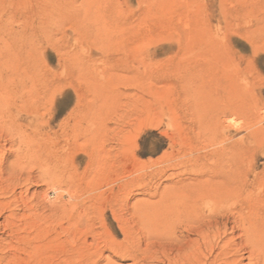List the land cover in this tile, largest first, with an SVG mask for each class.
Listing matches in <instances>:
<instances>
[{"label": "rangeland", "instance_id": "obj_1", "mask_svg": "<svg viewBox=\"0 0 264 264\" xmlns=\"http://www.w3.org/2000/svg\"><path fill=\"white\" fill-rule=\"evenodd\" d=\"M0 26L40 48L48 103L9 108L58 158L50 184L0 137V264H171L187 210L219 221L197 258L256 264L264 0H0Z\"/></svg>", "mask_w": 264, "mask_h": 264}, {"label": "bare ground", "instance_id": "obj_2", "mask_svg": "<svg viewBox=\"0 0 264 264\" xmlns=\"http://www.w3.org/2000/svg\"><path fill=\"white\" fill-rule=\"evenodd\" d=\"M33 36H34L33 39L37 37L36 39L38 41L40 40L38 37L39 35L36 36L33 35ZM22 39L23 38H21L19 34L8 35L5 37L3 36L0 39V73H1L0 75V137L5 136L8 139L10 138L9 143H11V148L14 150L16 147H18L17 148L18 150L19 146L21 145L26 147L17 156L16 158L17 161H23L27 163V165L34 167L39 174H46L50 176L49 178L51 184L54 183L56 179V175H57L56 162L58 161V158L56 157L55 154L57 150V143L52 141L51 138L52 132L51 131L46 132L45 129L31 130L25 125V122H23L25 121V119H23V117L20 115L15 117L12 114L11 109L9 108V102L12 99L11 95L16 97V99L21 103V107L23 109H26V111L28 109L31 110L34 108L39 111V108L41 109L42 106H43L42 108H44V103L46 104L48 103V98L43 97L42 92L41 93L39 92L42 91V88H44V86L47 88L46 82L48 80L45 81L44 77L43 78L41 77L42 68L40 65L37 64L38 50L40 49L39 46H37V42L36 41L30 42L32 43L29 46L30 57L28 56V58L24 59L23 63L21 62L22 64L21 63L18 64L16 62V59L18 58L19 54L15 49L19 48L20 46L26 45L23 44ZM3 69H5L7 72L6 73L7 75L5 76L2 75ZM30 124L31 126L33 125L32 123ZM68 133L69 131L66 132V135H68ZM181 212H178V214L179 215L184 214L183 216L185 218V222H187L186 224L196 226V229L195 228L193 229L196 238L194 237V239L192 238L189 239L190 234L193 232L187 233L188 235L183 234L182 235L183 238L180 240V242H183V240H185L186 238H188V242H186L185 240L186 242L185 244L181 246L179 245V247L176 249V252L173 253L174 256L171 257V259L169 260L171 261L170 263L171 264H214V261H216L214 259L207 258L208 260L203 261L202 258H197L195 255L196 254L195 251L200 252V250H202L201 249L202 243L200 240L201 239L203 240L204 237L209 238L210 236L209 232H211V235L213 237L215 234H217L215 233V230H212L211 228H214L213 226L215 224H218L219 221L216 219H211L210 221L207 222V228H205V226L203 225L204 223L201 224L202 221L199 219L200 216L196 214V212H194L193 210H187L184 213ZM255 225L256 224H254V226ZM253 232L254 231H252V233ZM258 232L256 233L259 234ZM249 234L246 236L245 239L246 244H249L248 241L249 239H251V236ZM205 246L206 244L203 245V247ZM254 252L255 249H252L250 253L251 255H255L258 257L255 263L259 264L260 262H263L264 264V254L260 255V253H256V252L254 253Z\"/></svg>", "mask_w": 264, "mask_h": 264}]
</instances>
